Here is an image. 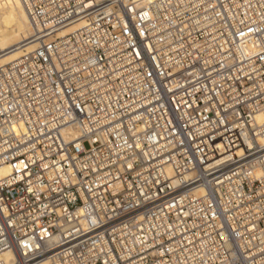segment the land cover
Returning <instances> with one entry per match:
<instances>
[{
    "label": "built area",
    "instance_id": "1",
    "mask_svg": "<svg viewBox=\"0 0 264 264\" xmlns=\"http://www.w3.org/2000/svg\"><path fill=\"white\" fill-rule=\"evenodd\" d=\"M20 1L0 264H264V0Z\"/></svg>",
    "mask_w": 264,
    "mask_h": 264
},
{
    "label": "bare ground",
    "instance_id": "2",
    "mask_svg": "<svg viewBox=\"0 0 264 264\" xmlns=\"http://www.w3.org/2000/svg\"><path fill=\"white\" fill-rule=\"evenodd\" d=\"M134 3L141 0H132ZM33 27L20 0H0V68L20 60L37 47ZM264 122V114L258 116ZM9 169H0L7 177Z\"/></svg>",
    "mask_w": 264,
    "mask_h": 264
}]
</instances>
